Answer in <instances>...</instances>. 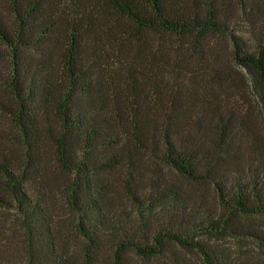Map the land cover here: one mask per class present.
I'll use <instances>...</instances> for the list:
<instances>
[{"label":"trees","instance_id":"trees-1","mask_svg":"<svg viewBox=\"0 0 264 264\" xmlns=\"http://www.w3.org/2000/svg\"><path fill=\"white\" fill-rule=\"evenodd\" d=\"M263 126L264 0H0V264H264Z\"/></svg>","mask_w":264,"mask_h":264},{"label":"rangeland","instance_id":"rangeland-1","mask_svg":"<svg viewBox=\"0 0 264 264\" xmlns=\"http://www.w3.org/2000/svg\"><path fill=\"white\" fill-rule=\"evenodd\" d=\"M226 69H230L234 73L235 72L239 73V70L237 68L234 69L229 62L224 63V67L222 68V71L225 72ZM215 72L208 71L210 75H214ZM223 85L225 84L223 83ZM217 92L220 93V89H218ZM225 93L229 97L228 101L233 102V104H235L239 109L240 116L241 115L244 116V119H247L248 121H252L254 124L256 123V115H257L258 124L262 123L260 122L261 119L259 118L258 114H256L257 108L260 109V105H261V99L256 92L250 91L248 95H245L241 88L240 89L238 88V91H236L235 88L229 87V88H225ZM227 105H230L229 107L226 108L227 111L234 110V106H231V103H228ZM259 130L264 133V126L259 127ZM4 215L10 216V214L5 213L4 210L3 211L0 210V217Z\"/></svg>","mask_w":264,"mask_h":264}]
</instances>
